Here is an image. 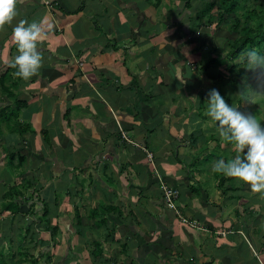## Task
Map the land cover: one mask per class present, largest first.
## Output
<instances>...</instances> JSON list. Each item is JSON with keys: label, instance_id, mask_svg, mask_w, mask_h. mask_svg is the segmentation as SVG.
Wrapping results in <instances>:
<instances>
[{"label": "crops", "instance_id": "1", "mask_svg": "<svg viewBox=\"0 0 264 264\" xmlns=\"http://www.w3.org/2000/svg\"><path fill=\"white\" fill-rule=\"evenodd\" d=\"M166 4L17 0V16L0 28V182L11 184L1 197L24 175L16 167L24 166L33 175L29 180L39 177L51 188L78 171L84 179L80 190L103 193L107 201L101 197L98 203H110L113 218L128 207L137 227L146 226L144 243L152 232L158 261L167 254L182 264H264V245L258 249L257 242L264 230V193L216 172L222 187L240 181L231 192L235 197L225 201L226 190L218 188L199 199L200 178L210 172L197 168L204 164L198 139L207 141L205 128L213 130L205 126L211 119L206 100L221 86H213L219 64L206 69L210 59L199 63L194 51L209 43L191 26L177 24L178 8L171 9L176 17L167 16ZM21 19H42L46 31L38 44L43 63L28 80L15 76L12 66L18 53L12 29ZM185 131L186 141L180 135ZM166 186L180 192L177 211L188 213L192 202L195 212L171 211L162 197ZM114 198L118 205L111 203ZM11 214H0L1 223Z\"/></svg>", "mask_w": 264, "mask_h": 264}, {"label": "rangeland", "instance_id": "2", "mask_svg": "<svg viewBox=\"0 0 264 264\" xmlns=\"http://www.w3.org/2000/svg\"><path fill=\"white\" fill-rule=\"evenodd\" d=\"M154 1L157 3H163V5L167 3L166 7L170 8L167 16L176 17L173 16L174 13L171 9L178 8L180 10L179 15L181 17L178 16L177 24L179 26L183 25V29H187L191 26L192 33H201L206 37L202 38L209 43V47H212V50H210L208 46H205L207 43L203 45L204 42L200 38L201 45L205 47L202 51H194V55L199 57L198 60L200 59L199 63H203L209 59L211 60L213 57H216V59L220 61L224 60V58H229L230 60L228 61L233 62L235 61L234 59L237 58L236 62H234V65L232 66L233 70L237 73H239V70L244 73L249 72L247 75L249 80L237 77L238 75L236 73L233 75L230 74V71L227 69L229 63L225 62L224 64H219L217 67V72L221 70L222 74H219V76L216 77V81L213 86L221 83V86H217L216 88L220 91L221 95L224 96V91L226 90L227 94L235 96L238 100V98L241 97V89H236L231 86L228 82L231 79L229 75H232V77H234L233 79L237 78L240 80L243 84L245 94L247 93L249 98L248 100L240 102L235 101L233 104L244 113L252 114L256 116L258 120L264 122V79H262L261 74H259L262 72L261 68L263 67V63L252 66L246 55L241 58V54L242 52H245V50L235 57H230L233 55L230 54V48L226 47L224 53L223 50L218 49L220 47H224V44L222 46H220V44L226 36L230 35L229 37L232 38L231 33H235L233 38L237 37L241 33L247 31L252 25H257L261 19L253 16L252 13L254 10H261V7L264 5V0ZM207 3L209 7L207 6ZM229 7H233V11L226 13V8ZM220 13L224 15V21L220 20L219 23ZM192 17L194 20H192ZM189 18H191V20H187ZM250 18L255 21H251ZM214 41L215 44L213 46ZM208 50H210V52ZM215 50H217V52ZM232 50H234V47ZM206 52H208L209 55ZM218 53H222V55H215ZM223 55L224 57H222ZM260 55L264 56V52L262 51V54ZM253 71H255V74ZM222 75H224V79ZM223 84L224 90H222ZM217 123L218 122H214L211 119L207 121L205 126L210 127L213 130L209 131L205 128L207 130L205 134L207 141H205L204 136L203 139H198L200 145L202 146L200 152L198 153V159L200 158V161L202 159L204 164H200V168L198 165L197 168L201 173L203 171L210 172L209 174L206 173V176L200 178L203 187L202 189L199 187L200 200H204L208 195V192L212 193L213 190L218 188L219 192H224L226 190L225 195L221 196L223 199H226L225 201L233 199L235 197L234 194H232L234 193V187H238L236 184L240 183V181H234L233 184L222 187L223 185H221L219 181L220 178L214 180V178L218 175L215 171H213L212 164L215 159H218L219 154L213 157L209 156L210 152L213 153L214 150L217 152H225L233 149L232 143L220 136ZM2 128H4V126H2ZM184 130H186V128H184ZM180 135L182 136L181 139L183 138L185 141L187 140V131H185V134L181 133ZM196 136L193 137V141L191 140V142H193V145H191L194 150L198 148L196 147ZM182 142L184 141H181V143ZM2 147L4 146L0 142V148ZM179 147L180 145L177 148L179 149ZM224 156L226 159H230V156L225 154ZM61 159L65 160L63 156ZM195 167L196 166L194 165L193 168ZM27 171L28 170L24 169V166L16 167L15 172H20L24 175L21 176L20 181L14 179V185L20 184L19 189L21 190L22 195L21 197L17 196L16 198L18 199V202L25 205L23 206V208L26 207L24 208L25 210H23L24 213L19 212L18 214L13 213L12 215H8L4 217L2 223L0 220V240H2V244L0 245V257H5L9 262H11V264H35V258L37 259L36 264H182L177 258L174 259L169 257L167 254L158 261V258L160 257V253L158 251L159 247L156 246L155 242L150 241L153 236L152 232L151 236H149V241L144 239L146 242L144 243V232H142V230L146 226L141 228L137 227L138 221L133 222L134 214L128 209V207H125L123 211L119 208V211L115 214V218H113L112 211L114 210H112V207H109L111 204L109 203V206L108 203L102 204V202H105L106 200L104 199L103 193H101V196L99 193L95 196L94 192L91 193L90 190H80L82 184L84 183V179L80 177V173L78 171L71 172L73 175L72 179L63 178L58 183L57 181L52 183L54 184L53 188L49 187L47 181H43L41 179L38 180L39 177L37 180H29L33 178V175L27 174ZM99 174L101 180H105L106 183H109V180L106 179L108 176L103 174L101 171ZM219 174H221L219 175L220 177L223 176V173L219 172ZM115 181L116 180L113 179V182ZM9 185H11L9 180H4L3 183L0 182V211L5 202L4 195L1 197L3 194L2 192L3 190H6ZM198 185L197 183H194V187L197 188ZM53 190L54 192L57 190V194H59L56 195V198L53 195ZM63 190H66V194L62 192ZM176 192L177 196L174 197V199L178 200L180 192L178 189ZM228 192L229 194L232 192L230 197L227 196ZM164 195L165 194L163 192L162 197ZM101 197L102 202L100 203L102 205L100 206L98 199ZM93 200H95V202H93ZM114 202L118 205L116 199L112 200L111 203ZM27 205L29 206L27 207ZM45 205L49 206L47 214H45L44 210ZM128 205H131V203H128ZM166 205L169 209H171V211L173 209L177 214L181 213L184 215L187 213H184V210H181L179 207L177 209H180V211H177L175 209V201L172 203V206L169 203ZM189 208L190 211H188L187 216L191 215L192 212H195L192 209V202ZM235 211L236 209L233 208V212ZM205 212L208 213L210 211ZM26 215H28V219L33 220L34 222L38 221V217L49 218L50 225H57L58 227L55 237L51 234L52 230L50 231L46 229L45 226L40 225V222L36 225L38 230L41 231L38 232L36 230L35 235L38 236L37 241L34 240V237L29 233L26 234L24 228H19L20 230L16 229V231L20 233L19 235H14V230L11 228V221L19 225V219ZM1 216L2 215H0V219H2ZM196 217H198V215ZM199 217L204 218L206 222H211L209 215L206 217L205 214H200ZM118 218L120 221H117ZM141 222V225L149 224L148 221ZM21 230H23V232ZM261 232V236L257 238V242L260 245L258 246V249L262 248L264 245V230ZM8 237L12 239V241H9ZM137 240H139L141 244H139ZM204 261H206V259Z\"/></svg>", "mask_w": 264, "mask_h": 264}, {"label": "clouds", "instance_id": "3", "mask_svg": "<svg viewBox=\"0 0 264 264\" xmlns=\"http://www.w3.org/2000/svg\"><path fill=\"white\" fill-rule=\"evenodd\" d=\"M17 13V0H0V28L11 24ZM45 35L42 19L31 22L21 19L13 26L12 37L18 50L12 61V66L16 69L15 76L28 80L40 71L43 60L38 44ZM245 55L252 66L264 63V56L256 49L242 52L241 58ZM180 71L177 67V78H180ZM206 102L207 115L212 121L218 122L220 136L231 142L237 153L230 159H215L213 171L237 177L247 182L253 191L264 193V122L230 104L216 88L209 91ZM169 189L176 192L173 187L164 188L163 200L166 204L169 203L166 196Z\"/></svg>", "mask_w": 264, "mask_h": 264}, {"label": "trees", "instance_id": "4", "mask_svg": "<svg viewBox=\"0 0 264 264\" xmlns=\"http://www.w3.org/2000/svg\"><path fill=\"white\" fill-rule=\"evenodd\" d=\"M207 6L209 7L208 3H207ZM227 12H232L233 11V7H229V8H226ZM225 13V14H226ZM230 14V13H229ZM253 16L257 17L258 19H261L257 25H252L247 31H245L244 33H241L240 35H238L237 37H234L233 38V35L235 33H231L232 34V38H230L229 36H226L225 39L223 41H221V44L220 46H222L224 44V47L223 48H218L219 50H223V53L225 51V48L228 47L231 49V52L230 54L232 56L230 57H235L237 56L239 53H241L242 51H247L248 49H252V48H255L260 54H262V51L264 52V5L261 7V10L257 11V10H254L253 13H252ZM201 16V15H200ZM200 18V17H199ZM224 15H222L221 13L219 14V23H220V20L221 21H224ZM192 20H194V18L192 17ZM251 21H255L253 19L250 18ZM215 44V41L213 42V46ZM234 47V50H232ZM262 50V51H261ZM217 52V50H215ZM220 52V51H219ZM215 55H222V53H218V54H215ZM224 57V55L222 56ZM230 60L229 58H224V60L220 61L218 59H216V57H213L211 60L208 61V65H205L204 67L207 69L209 68L210 66V63H216L217 65L218 64H221V63H229L228 64V70L230 71V74H234L236 73L238 76L237 77H240V78H244V79H247L249 80V78L247 77V75L249 74V72L247 73H244L243 71H240L239 70V73H237L236 71L233 70L232 66L234 65V62H236L237 58L234 59L235 61H228ZM237 64V63H236ZM262 69V72L259 73L261 74V77L262 79H264V63H263V67L261 68ZM222 71L219 70V72H217L215 75L218 77L219 74L221 75ZM254 74H255V71H253ZM232 75H229V77L231 78L228 82L231 84L232 87L236 88V89H241V97L237 98L235 96H232L231 94H227L228 95V102L230 104H233L235 101H243V100H248V96H247V93L245 94V91H244V88H243V84L241 83L240 80H238L237 78L233 79L234 77H232ZM223 76V79H224V75ZM249 102V101H247ZM246 151V150H245ZM230 153L232 155H236V150L233 148V149H230L229 151H221V152H217L216 150L212 152H210L209 156H217L218 154V158H220L221 156H224L225 155H230ZM213 154V155H211ZM14 158V155L11 156V159ZM23 161V160H22ZM218 173V172H217ZM224 178V177H222ZM233 178V177H231ZM22 193H21V190L18 188V186H12L10 187V189L7 191V193L4 194V199H5V202L2 206V209L0 211V214H5L7 212L9 213H19V212H23V210H25L23 206H25L24 204H21V202H18V199L16 198L17 196L21 197ZM177 196V192L175 194L174 197ZM174 197L172 198L173 202L176 200L174 199ZM48 208L49 206L48 205H45L44 206V210H45V214H47V211H48ZM22 209V210H21ZM11 214V215H12ZM28 215L26 216H22L20 219H19V225L15 224L14 222H11V228L14 230V235H19V233L16 231V229L20 230L19 228H24L25 229V232L26 234H30L34 237V240H38V236L35 235L36 233V230L38 232H41L38 230L37 228V224L38 222H40V225L42 226H45L46 229L48 230H52L51 234L53 235V237H55V234L57 233V225H50L49 223V218H44V217H41L39 218L38 217V221H33V220H30L27 218ZM35 223V224H34ZM197 224V223H196ZM29 229V230H27ZM4 230V229H3ZM23 232V230H21ZM9 238V237H8ZM1 239V237H0ZM5 239V238H4ZM2 240H0V245L2 244L1 242ZM9 241H12V239L9 238ZM37 259L35 258V264L37 263L36 261ZM0 264H11V262H9L5 257H0Z\"/></svg>", "mask_w": 264, "mask_h": 264}, {"label": "built area", "instance_id": "5", "mask_svg": "<svg viewBox=\"0 0 264 264\" xmlns=\"http://www.w3.org/2000/svg\"><path fill=\"white\" fill-rule=\"evenodd\" d=\"M124 135H126V132H124ZM149 157H151V156L149 155ZM166 196H167V200H168L169 204L172 206V203H173L172 198L175 196V191L171 190V189L167 190Z\"/></svg>", "mask_w": 264, "mask_h": 264}]
</instances>
